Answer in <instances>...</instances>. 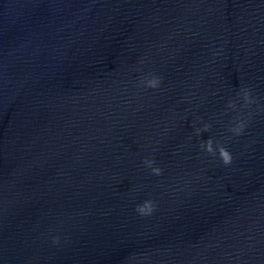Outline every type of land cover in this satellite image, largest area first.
I'll use <instances>...</instances> for the list:
<instances>
[{
	"label": "water",
	"instance_id": "water-1",
	"mask_svg": "<svg viewBox=\"0 0 264 264\" xmlns=\"http://www.w3.org/2000/svg\"><path fill=\"white\" fill-rule=\"evenodd\" d=\"M0 264H264V0H0Z\"/></svg>",
	"mask_w": 264,
	"mask_h": 264
},
{
	"label": "clouds",
	"instance_id": "clouds-1",
	"mask_svg": "<svg viewBox=\"0 0 264 264\" xmlns=\"http://www.w3.org/2000/svg\"><path fill=\"white\" fill-rule=\"evenodd\" d=\"M209 150H211V148L209 147ZM224 155V162L225 163H229L230 162V157H228L227 153H222Z\"/></svg>",
	"mask_w": 264,
	"mask_h": 264
}]
</instances>
